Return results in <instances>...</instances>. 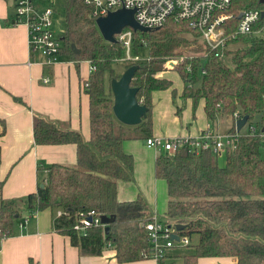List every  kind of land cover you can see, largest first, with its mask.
Returning a JSON list of instances; mask_svg holds the SVG:
<instances>
[{"label": "trees", "instance_id": "1", "mask_svg": "<svg viewBox=\"0 0 264 264\" xmlns=\"http://www.w3.org/2000/svg\"><path fill=\"white\" fill-rule=\"evenodd\" d=\"M260 6V0H233L232 10L237 14ZM237 20L232 19L228 31ZM65 22L60 53L89 61L93 68L85 82L90 97V139L66 123L35 115L36 144H75L77 164L52 163L45 167L47 173L37 191L2 199L0 238L14 234L15 223L25 212L53 208L62 211L54 219V228L70 236L82 254L100 255L112 246L120 263L153 258L145 227L153 215L146 201L142 197L118 199V181L131 180L134 172V156L124 151L123 143L152 137V93L172 87V79L163 75L170 71L182 78V98L192 100L194 112L204 100L210 120L219 115L232 119L231 132L236 131V112L250 120L259 115L264 126V36L232 40L230 45H241L227 49L226 62L215 56L186 21L171 18L159 28L134 31L132 54L140 56L147 49L148 56L127 62L125 68L139 65L131 84L139 88L138 100L149 110L139 125L129 126L114 114L110 85L113 78L121 77L113 65L125 57V49L103 38L96 18L81 0H67ZM172 60L176 61L173 69L167 66ZM0 125L4 133L6 121L1 117ZM263 143L259 135L240 133L236 148L225 155L224 165L212 150L194 153L187 146L156 158V177L164 179L168 187L163 221L181 225L178 235L189 238L190 244L192 237L198 236L193 251L182 254L184 264H198L199 258L212 256H232L237 264H264ZM88 210L116 217L107 233L102 226L91 227L86 233L74 229L81 213ZM166 256L158 258V264H164ZM30 264L38 263L31 259Z\"/></svg>", "mask_w": 264, "mask_h": 264}, {"label": "crops", "instance_id": "2", "mask_svg": "<svg viewBox=\"0 0 264 264\" xmlns=\"http://www.w3.org/2000/svg\"><path fill=\"white\" fill-rule=\"evenodd\" d=\"M14 7V6H13ZM9 0H0V204L2 199L25 197L37 191L45 167L52 163L75 166V144H36L33 123L35 115L68 124L90 139V97L85 82L91 74L89 61H78L60 54L53 65L33 53L26 24L14 23ZM173 85L152 93L154 137H196L203 131L228 133L221 117L210 120L201 100L196 111L191 99L184 100V82L178 72L165 73ZM47 78V80H45ZM176 94L174 95V91ZM21 99L23 102L18 101ZM125 152L134 156L131 180L118 181V199L130 201L142 197L152 215L164 220L168 203V187L156 177L155 162L165 153L147 144V139H130L123 143ZM59 210L47 208L30 214L25 212L15 223L14 234L0 238V264H158L155 258L120 263L110 246L100 255L82 254L68 235L54 228ZM169 249L164 264H184L183 250ZM198 264H237L232 256L199 258Z\"/></svg>", "mask_w": 264, "mask_h": 264}, {"label": "built area", "instance_id": "3", "mask_svg": "<svg viewBox=\"0 0 264 264\" xmlns=\"http://www.w3.org/2000/svg\"><path fill=\"white\" fill-rule=\"evenodd\" d=\"M41 0H14V23H23L28 26L30 36V47L33 53L41 54L47 65L56 63L63 46L61 37L54 32L53 5H43ZM53 4L55 0H47ZM87 5L92 15L97 19L108 15L111 11L121 8L134 9L135 19L139 24L150 29L163 26L169 19L186 21L189 27L198 31L205 45L215 56L226 58L230 42L239 36H264V3L260 7L246 8L239 13L232 10L233 0H81ZM241 15V16H240ZM237 17V23L233 30L228 31L230 22ZM119 44L125 49L127 62H138L141 56L132 54L134 29L124 28L116 34ZM176 61H169L167 66ZM93 68L91 67V70ZM47 80V78H45ZM85 86L87 84L85 83ZM243 116L236 112L233 120L236 131L228 133H215L210 130L203 131L196 137H150L147 144L166 153L175 154L180 147L187 146L191 152L198 153L202 150H212L216 155L222 157L229 151H233L242 131H237V121ZM246 134L259 135L264 142V126L260 122L248 119L244 127ZM264 147V143H263ZM59 211L57 216H61ZM95 226L106 225L102 222V216L95 210L81 213L74 229L86 233L87 229ZM148 239L151 244V255L158 259L167 255L169 249L183 247L190 244L189 238L179 236L174 238L177 226L168 224L153 215L146 225Z\"/></svg>", "mask_w": 264, "mask_h": 264}, {"label": "water", "instance_id": "4", "mask_svg": "<svg viewBox=\"0 0 264 264\" xmlns=\"http://www.w3.org/2000/svg\"><path fill=\"white\" fill-rule=\"evenodd\" d=\"M260 2L264 3V0H260ZM96 24L103 38L108 42H117L116 34L126 27H132L134 31L151 30L149 27L138 23L135 19L134 9L127 8L111 11L108 15L97 18ZM73 50L75 53L80 52L75 45H73ZM175 67L176 63L174 62L169 65L171 69ZM138 68V64H132L122 73L120 78H113L110 84L114 96V114L120 122L129 126L139 125L148 116L149 110L146 105L138 100L139 88L133 87L131 84ZM248 119V116H244L237 121V131L242 130ZM115 219V216H102V222L106 225V233L109 231L110 223L115 221ZM181 227V225L177 226V228ZM174 238L179 240V235L175 234Z\"/></svg>", "mask_w": 264, "mask_h": 264}, {"label": "rangeland", "instance_id": "5", "mask_svg": "<svg viewBox=\"0 0 264 264\" xmlns=\"http://www.w3.org/2000/svg\"><path fill=\"white\" fill-rule=\"evenodd\" d=\"M11 8H12V12L14 13V0H9ZM40 2H42L43 5L47 6V5H53L54 9H55V14L53 17L54 20V32L55 35L57 37H61L64 35L65 33V26H66V22H65V12H66V2L67 0H55L53 2V4H50L47 0H41ZM241 45V43H237V44H232L230 45L231 48H235L237 46ZM141 58L144 59L148 56V50H144L143 53L140 54ZM226 62H229V60L227 58H225ZM126 64L127 61H125V59H120L114 62V68L118 73H122L126 70ZM166 75V74H163ZM218 117H221L223 122L226 123V127H222V129L224 130L225 128H227L228 126H230L231 124V120L226 117L225 115H219ZM253 122H260V116L256 115L255 118L253 119ZM242 132H247V127H243L242 128ZM262 156L264 157V147H262ZM226 162V157L222 156L219 157V163L221 165H224ZM198 241V236L195 235L192 237L191 239V246H183V247H179L178 249H182L183 250V254L184 253H189L193 251V245L195 243H197Z\"/></svg>", "mask_w": 264, "mask_h": 264}]
</instances>
